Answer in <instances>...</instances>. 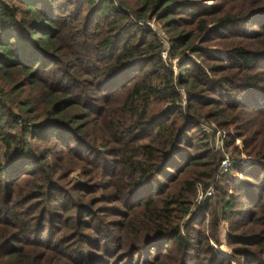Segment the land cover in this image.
Here are the masks:
<instances>
[{"label":"trees","instance_id":"obj_1","mask_svg":"<svg viewBox=\"0 0 264 264\" xmlns=\"http://www.w3.org/2000/svg\"><path fill=\"white\" fill-rule=\"evenodd\" d=\"M0 264H264V0H0Z\"/></svg>","mask_w":264,"mask_h":264},{"label":"built area","instance_id":"obj_2","mask_svg":"<svg viewBox=\"0 0 264 264\" xmlns=\"http://www.w3.org/2000/svg\"><path fill=\"white\" fill-rule=\"evenodd\" d=\"M138 24L142 27L149 29L157 36L158 43L161 47L160 58L166 65L171 67V69L173 70L176 61L172 60L169 57L170 41L165 30L158 23H153L151 21H140L138 22ZM177 91L181 98L185 96V90L183 88H178ZM199 126L201 131L209 137L214 150L222 155V159L218 166L217 177L221 174L227 173L233 166V159L231 153L227 152L225 149L228 134L231 133L221 130L213 121H201L199 123ZM195 194L196 196L192 205V209H198L213 196L214 183H211L207 187H204L202 184H197L195 186Z\"/></svg>","mask_w":264,"mask_h":264},{"label":"rangeland","instance_id":"obj_3","mask_svg":"<svg viewBox=\"0 0 264 264\" xmlns=\"http://www.w3.org/2000/svg\"><path fill=\"white\" fill-rule=\"evenodd\" d=\"M161 27H162V25L160 24V23H158ZM165 30V29H164ZM165 32H166V30H165ZM167 33V32H166ZM168 35V38H169V41H170V35H169V33L167 34ZM170 51V50H169ZM173 71H174V73H176L177 72V65L175 64L174 65V67H173ZM183 98H184V96L181 98L182 100H183ZM214 122V121H213ZM214 123H216V122H214ZM216 125H217V123H216ZM218 126V125H217ZM221 129V128H220ZM221 130H223V129H221ZM224 131H226V130H224ZM228 132V131H227ZM231 132V131H230ZM210 140V139H209ZM211 146H212V144H211ZM212 148H213V146H212ZM214 149V148H213ZM231 153V156L232 157H235V155H233V153L232 152H230ZM196 196V195H195ZM196 210V208L195 209H192V212H194Z\"/></svg>","mask_w":264,"mask_h":264}]
</instances>
